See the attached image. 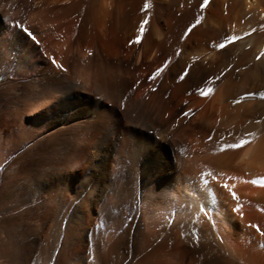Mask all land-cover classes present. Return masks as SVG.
<instances>
[{
  "label": "bare ground",
  "instance_id": "6f19581e",
  "mask_svg": "<svg viewBox=\"0 0 264 264\" xmlns=\"http://www.w3.org/2000/svg\"><path fill=\"white\" fill-rule=\"evenodd\" d=\"M201 5L0 0V264H264V0Z\"/></svg>",
  "mask_w": 264,
  "mask_h": 264
},
{
  "label": "snow or ice",
  "instance_id": "6c2138e0",
  "mask_svg": "<svg viewBox=\"0 0 264 264\" xmlns=\"http://www.w3.org/2000/svg\"><path fill=\"white\" fill-rule=\"evenodd\" d=\"M208 3V0H204V5H206ZM204 5H201V7H203ZM144 9L146 10V9H148L149 8V4L146 2L145 4H144ZM148 23V20L147 19H145V20H143L141 23H140V26H139V29H138V31L142 34L144 31H145V25ZM199 23V21H197V24ZM192 27H195V25H193ZM191 31V29H189V32ZM188 35V33H185V36H187ZM140 40H141V37L140 36H137L136 37V39H135V43H140ZM220 48H223V47H225V45L224 44H220V45H218ZM179 54V53H178ZM257 59H260V57H257ZM160 70H158V72H159ZM155 75V74H154ZM185 75H187V73H185ZM184 77L183 76H181L180 77V79H183ZM248 141L247 140H244V139H242L239 143H236V144H229V145H227V147H229V148H239V147H241L243 144H246ZM252 183H261V184H264V180H260V181H257V180H253L252 181ZM225 187H227V185H225ZM233 196L235 197V193H233Z\"/></svg>",
  "mask_w": 264,
  "mask_h": 264
},
{
  "label": "rangeland",
  "instance_id": "374dc122",
  "mask_svg": "<svg viewBox=\"0 0 264 264\" xmlns=\"http://www.w3.org/2000/svg\"><path fill=\"white\" fill-rule=\"evenodd\" d=\"M9 136H10V133L9 132H6L4 134L1 133V130H0V167L4 161V157L1 156V149L2 148H8L10 143L8 142L9 141ZM5 139V140H4ZM2 190V182H0V191Z\"/></svg>",
  "mask_w": 264,
  "mask_h": 264
}]
</instances>
